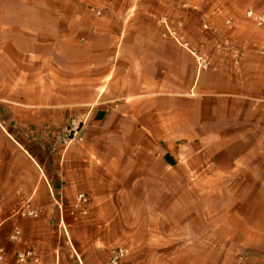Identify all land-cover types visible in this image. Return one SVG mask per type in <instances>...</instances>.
Wrapping results in <instances>:
<instances>
[{
  "label": "crops",
  "instance_id": "crops-1",
  "mask_svg": "<svg viewBox=\"0 0 264 264\" xmlns=\"http://www.w3.org/2000/svg\"><path fill=\"white\" fill-rule=\"evenodd\" d=\"M247 11L264 0H0L4 264L21 247L38 264H103L115 225L137 222L117 207L193 225L172 247L190 264H264V24ZM80 192L103 232L67 224ZM23 202L40 215L15 214ZM120 231L128 253L142 250Z\"/></svg>",
  "mask_w": 264,
  "mask_h": 264
},
{
  "label": "rangeland",
  "instance_id": "rangeland-1",
  "mask_svg": "<svg viewBox=\"0 0 264 264\" xmlns=\"http://www.w3.org/2000/svg\"><path fill=\"white\" fill-rule=\"evenodd\" d=\"M70 131L71 132L65 131L66 136L72 135V133L74 135V131L73 130ZM87 194L91 197L90 193ZM67 201H66V205H67ZM71 206L72 204L67 208V214L69 217L68 216L66 217V222L67 224H69L70 222L72 225H77L80 227V228L76 227V229L78 230L76 234L79 238L87 237L92 231H96V230H100V232L104 231L103 228L107 226L105 224L91 225L90 223H87L89 213L86 216L78 215L75 213L71 215L70 214ZM100 208L101 207H99V210L102 211L103 209ZM116 209L120 212V214L130 215L131 218L135 219L137 222L132 223L130 225H125V224L115 225L116 242L114 246L116 247L119 245L123 246L122 245L123 241L119 240V237L121 235V231H120L121 227H125V228L128 227L131 233L130 238L135 239V237H137L138 241L141 242V244L144 243L143 239H146L148 235L152 236L155 241L152 247L148 245L140 246L141 245L140 244L137 247H142L139 248L142 249L141 251L138 250L134 251L135 249L132 248L131 253L127 252L128 255L127 258L129 264H190L189 263L190 257L184 254H179V255L175 254L174 253L175 250L172 249V247H176L178 245L187 246L189 243L192 242V240H190L191 239L190 237L193 235L192 232L193 225H186L182 223L177 224L175 225L178 226V230L176 231V230H172L171 228L172 225L169 223H161L157 221V223L145 224L138 222L146 219L147 216H151V218L153 219L154 217H156V219L162 218V220L165 219V217L169 219L170 212L167 209H159V208L144 209L139 207H135V208L117 207ZM179 219H181V217ZM84 222L87 224L82 225V223ZM66 228L68 229V225H66ZM172 238L175 239L173 246L171 244Z\"/></svg>",
  "mask_w": 264,
  "mask_h": 264
},
{
  "label": "built area",
  "instance_id": "built-area-1",
  "mask_svg": "<svg viewBox=\"0 0 264 264\" xmlns=\"http://www.w3.org/2000/svg\"><path fill=\"white\" fill-rule=\"evenodd\" d=\"M97 16L101 15V11L96 6L91 7ZM246 16L252 19L257 25L264 24V13H256L253 11H247ZM166 30L169 34H173L170 30L167 21L162 20ZM195 56L196 64L199 69H206L210 66L209 61L203 55L193 53ZM91 203V198L87 193L80 192L74 197V201L71 206L70 214H78L86 216L89 212V205ZM58 207H61V203H57ZM15 214L20 215L24 218L34 219L40 215V211L34 209L29 202L21 203L15 210ZM75 217V216H74ZM9 240L12 243L21 242V230L18 227H14L11 234L9 235ZM127 256V249L123 246H118L113 248L108 258L103 264H120L121 261ZM15 261L19 264H38L40 262L39 256L36 254L32 247H21L15 254ZM0 264H4V249L0 247Z\"/></svg>",
  "mask_w": 264,
  "mask_h": 264
}]
</instances>
